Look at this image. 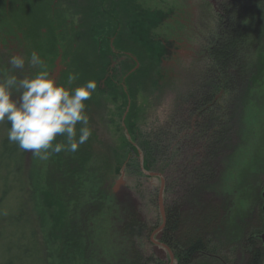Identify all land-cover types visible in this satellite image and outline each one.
<instances>
[{"label":"rangeland","instance_id":"obj_1","mask_svg":"<svg viewBox=\"0 0 264 264\" xmlns=\"http://www.w3.org/2000/svg\"><path fill=\"white\" fill-rule=\"evenodd\" d=\"M19 2L10 1L8 16L6 9L9 8L5 6V2L2 3L0 20L8 24L15 35L22 33L25 36L27 28L23 26V29V21H20V17H23L22 11L18 12L16 9ZM42 3L45 26L42 31L39 28L37 34L35 33V42L39 44L45 29L46 36H59L62 40L59 33L66 34L71 28V36L66 37L70 43L72 38H80L76 49L85 57H79L83 62L78 59V68L73 61L68 63L69 75L78 74L73 87L88 80L97 83L92 94L96 98L94 106L91 107L93 116L89 118L92 137L79 147L92 150L84 160L86 167L83 171L97 167L98 162L105 168L115 162L110 160L115 155L121 158L124 164L120 163L121 166L114 169L115 176L105 185V190L113 195L116 205L136 207L151 228L149 238L141 250L147 255H155L163 264L177 263L175 250L172 249L169 253L162 245L155 249L151 243L157 241L171 202H181L186 208L191 204L192 207L194 205L200 209H205L204 202L214 203L222 216L220 221H224L227 231L233 230L239 237L242 233L241 227L251 223L259 212L254 206V188L260 189L264 185V174L254 177L255 166L264 161V65L260 72L261 78L252 85L247 99L242 103L239 104L236 99L233 102L234 98L230 99L222 93L223 97L218 102L220 108L216 112V118L222 127L210 131L205 127L198 128L193 123L195 127L192 125L193 131L190 132V128L182 125L189 117L185 115L187 111L183 108L184 102L185 107H189L188 104L192 103L190 100L206 89L208 83H204V77L217 32L220 13L217 0H42ZM31 8L38 10L39 6ZM243 12L241 28L246 30L247 35L249 33L251 44L248 45L250 55H246V60L252 62L255 69L256 61L264 58V51L259 54L261 50L255 12L251 9ZM10 17L14 19H9ZM61 23L65 28L59 31ZM123 34L126 42L132 45L136 43L145 49L149 61L157 70L155 78L158 81L149 82L148 78L143 80L142 76L135 75L130 86L124 80L136 74V71L126 75L125 70H109L108 64L103 67L96 66L95 70H99L95 71V75L85 70L81 63L85 66L88 64L86 57L89 54L84 49L88 44L87 37L94 38V49L97 52V45H107L108 40H102L109 36L112 45ZM59 44L64 52L69 50L62 43ZM69 48L73 50V47ZM13 53L0 49V78L8 73L9 58L16 52ZM173 54H176L175 58ZM20 55L25 57L26 64L23 71L15 70L17 75L30 76L39 70L28 62L31 52L27 50ZM38 55L44 63L47 62L49 71L54 68L59 57L56 52ZM66 56L64 54L59 59L62 66L65 65ZM167 60L173 61L179 70L167 67L163 63ZM138 63L136 69L139 71L140 60ZM254 74L255 71L252 76ZM238 104L240 110L237 116L232 117ZM224 111L227 114L226 119L221 117ZM209 131V136L205 135ZM60 138L57 140H61ZM69 153L71 152L67 154ZM50 158L46 161L40 160L28 152L27 175L31 179L42 178L44 185ZM117 162L114 163L115 167H118ZM195 169L209 172L212 177L208 181H201L199 184L192 182L187 186L185 171L192 172ZM187 189L192 192L188 197ZM260 195L264 197L261 190ZM47 207L44 212L48 215L51 213L52 217H49L50 220L44 228V235L52 254V264H61L62 259L57 253L59 242L54 238L57 220L55 214L59 211L53 204ZM93 222L96 235L101 236L108 224L107 218ZM230 226L232 230H229ZM240 228L241 231L237 232ZM260 235L264 240V230ZM225 249L222 253L208 251L205 257H200L194 264H232L239 260V247L228 244ZM76 264L84 263L79 259Z\"/></svg>","mask_w":264,"mask_h":264},{"label":"trees","instance_id":"obj_2","mask_svg":"<svg viewBox=\"0 0 264 264\" xmlns=\"http://www.w3.org/2000/svg\"><path fill=\"white\" fill-rule=\"evenodd\" d=\"M217 2L220 6L217 32L204 77V83H208L206 89L190 100L192 103L185 114L189 117L182 124L190 128V132L194 124L210 131L222 127L216 118L219 109L207 108L212 103L211 97L222 92L224 96L234 98L233 102L236 99L239 104L242 103L247 99L252 85L261 78L260 72L263 70L264 58L256 61L255 69L252 62L246 60L248 45L251 44L249 33L247 35L241 27L243 11L253 10L261 54L264 51V0ZM140 65V70L128 80L132 81L136 75L155 82L157 70L144 48L140 54ZM239 104L232 117L237 116ZM225 116L226 111L222 119H226ZM9 127L6 121L0 123V264H52V254L44 235V228L52 217L51 213L48 215L44 212V208L48 209L50 204L57 206L59 211L55 214L54 238L59 242L57 253L62 259L61 264H76L79 259L84 264H163L155 255H147L141 250L151 228L138 209L132 205H116L113 195L105 190L108 181L115 176L114 169L119 168L120 163L124 164L121 158L115 155V158L110 159L112 162L118 161V167H115L114 162L104 168L98 162L97 167L83 171L86 167L84 160L89 157L91 149L80 148L75 153L53 154L43 185L42 178L36 180L27 175L28 152L8 141ZM210 131L205 135L209 136ZM263 163L255 166L254 177L264 174ZM201 172L198 169L185 171L186 185L192 182L199 184L212 177L209 172ZM254 190V206L259 212L251 223L242 224L244 228L241 227L239 237L231 226L229 230L232 231H227L214 203L204 202L205 209L188 204V210L181 202H171L167 208L164 240L173 245L177 264H194L200 257H205L208 251L222 253L228 244L240 249L239 260L232 264H264V245L261 246L258 241L264 230V197L259 196L260 190L264 192V185ZM187 194L186 197L192 195L191 190L187 189ZM105 218L108 224L103 234L97 236L95 222L92 221Z\"/></svg>","mask_w":264,"mask_h":264},{"label":"clouds","instance_id":"obj_3","mask_svg":"<svg viewBox=\"0 0 264 264\" xmlns=\"http://www.w3.org/2000/svg\"><path fill=\"white\" fill-rule=\"evenodd\" d=\"M39 68L32 75H17L25 68L23 55H12L8 73L0 78V123L8 122L7 139L40 160L53 154L75 153L92 135L86 101L97 88L94 80L73 87L78 74L61 83L36 53L29 58ZM77 125H80L77 129ZM63 137L62 140H57Z\"/></svg>","mask_w":264,"mask_h":264},{"label":"flooded vegetation","instance_id":"obj_4","mask_svg":"<svg viewBox=\"0 0 264 264\" xmlns=\"http://www.w3.org/2000/svg\"><path fill=\"white\" fill-rule=\"evenodd\" d=\"M10 1L11 0H0V6L2 5V3L4 4L5 2V6L9 8V9H6L7 16L9 15V12H10V5H11ZM16 1H20L19 3H17L16 9L18 10V12L22 11L21 15L24 18L20 17L22 18L20 21H23L22 28L23 26L25 27V29L27 28L26 29L27 33L23 30L26 33L25 36L22 33H20L19 35L17 34L15 35L14 31H11L9 25L4 23V21L0 20V49L6 50V51H13L14 53L16 52L15 55L25 54L27 50L31 53L36 52L37 54H40V55L53 54L56 52L59 55V57H58V60L55 62L54 68L50 72L54 76L58 77L61 83L66 82L67 77L69 76L68 63L73 61V64L77 65V68H78L79 63H77V61L78 59H80L79 57L80 56L84 57L76 49L78 48L77 43L80 40V38H77V37L72 38L71 43L69 42V40L66 37L67 35L71 36L72 34V30L69 26L67 28L68 30L70 28L68 33L66 34L59 33V35L62 36V40L59 39V36L57 37L54 35H52V37H50V35L46 36L45 34L47 31L45 29L43 30L44 33H43V36H41L39 40V44L36 43L35 36L37 34V31L39 28H41V31H42L43 26H45L44 19H46L42 13V4H43L42 0H16ZM31 6H35V7L39 6V8L38 10H36L34 8H31ZM9 19H14V17H10ZM17 20H19V18H17ZM60 27L61 28L59 29V31L63 30V27L65 28V26H63L62 23ZM124 37H125V34H123L117 41H115L111 45V41H110L111 39H109V36H108V39L102 40V41L108 40L107 45L106 46L105 44L97 45L96 47L97 52H95V49H94L95 48L94 41H93L94 38L87 37L86 40L88 41V44H86V47L84 49H86L89 54L86 57L88 59V64H86L85 66L84 63H81L83 67L85 68V70L90 72L91 75H95L94 74L95 71L99 70V68L98 69L96 68L95 70L96 66L103 67V66H106V64H108L109 70L110 69H113V70L117 69L121 71L125 70L126 75L127 74L130 75L134 71H136L137 73L138 69H136V67H137L138 61L140 60L142 46L141 45L138 46L136 45V43L132 45V43L126 42V38ZM42 40L44 42V45H42ZM59 43H62L69 50L68 51L66 50L64 52L63 48L60 46ZM69 44H71V46H69ZM69 47L71 48L73 47V50H71ZM64 54H66L67 56L65 59V65L62 66L60 64L59 59L60 57L62 58ZM173 56L175 58L176 54H173ZM80 60H81L80 62H83L82 59ZM163 63L167 67L173 70H179L176 67V65H174L173 61L167 60V62L163 61ZM45 65H47V62H45ZM163 75L165 74H162V76ZM172 79H175V78H172ZM124 82L126 84L129 83L130 86H132V83H133L132 81H129L128 79L124 80ZM134 83H137V82L135 81ZM222 97H223L222 92H219V94H216L214 97H211L212 103L208 105L207 108L212 109V107H216L217 109H219L220 107H218V102L221 101ZM95 102H96V98H94L93 96L91 97L90 100L86 101V105H87L86 111H87L89 118L93 116V114H91V111H93L91 107L94 106ZM183 108L185 109V111L188 112L189 110L188 106L185 107L184 105ZM184 133H186V130L184 131ZM262 211H263L262 214H264V208H262ZM162 225H163L162 230L156 238L157 241L155 243L151 241V243L153 244V247H155V249L157 248L158 245L165 246L167 248V251L169 250L168 252L170 253V250L172 249L174 250L173 245L164 240V232H165L166 225H167V210H166V215H165ZM258 241L261 244V246L264 245V240L261 239V235H259Z\"/></svg>","mask_w":264,"mask_h":264}]
</instances>
